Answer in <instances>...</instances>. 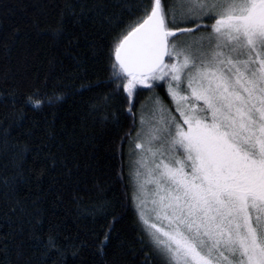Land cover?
Returning <instances> with one entry per match:
<instances>
[{
    "label": "trees",
    "instance_id": "1",
    "mask_svg": "<svg viewBox=\"0 0 264 264\" xmlns=\"http://www.w3.org/2000/svg\"><path fill=\"white\" fill-rule=\"evenodd\" d=\"M138 2L0 0V264H154L130 154L142 104L168 97L129 114L109 83Z\"/></svg>",
    "mask_w": 264,
    "mask_h": 264
},
{
    "label": "snow or ice",
    "instance_id": "2",
    "mask_svg": "<svg viewBox=\"0 0 264 264\" xmlns=\"http://www.w3.org/2000/svg\"><path fill=\"white\" fill-rule=\"evenodd\" d=\"M126 11L135 19L108 49L109 83L129 114L143 90L172 104L150 97L158 118L133 141L132 201L154 264H264V0Z\"/></svg>",
    "mask_w": 264,
    "mask_h": 264
},
{
    "label": "rangeland",
    "instance_id": "3",
    "mask_svg": "<svg viewBox=\"0 0 264 264\" xmlns=\"http://www.w3.org/2000/svg\"><path fill=\"white\" fill-rule=\"evenodd\" d=\"M179 39L182 41V40H185V39H187V38H186V37H179ZM150 97H152V96H150ZM150 97L147 98V99L144 101V103L142 104L141 109H142V107H143V111H141V109H140V121H141V116H143L145 123H144L143 126L141 125V123L139 124L138 131H143V132H145V133L150 129V127H151L152 125L155 124L156 119L158 118V113H154V112H153V105H152V103H151V101H150ZM162 100H163V99H162ZM163 102H164V104L167 105L168 107H172V104H171V101H170L169 97H168V100H166V101L163 100ZM138 131H137V132H138ZM136 134H137V133H136ZM135 138H136V135H135ZM135 138H134V140H135ZM130 158H131V161H130V162L135 161L136 158H137V156H136V154H135V152H134V148H132V151H131V154H130ZM130 164H131V163H130ZM133 167H134V165H133V163H132V169H133ZM130 176H131L132 189H133V191H134V181H133V176H132V174H131ZM149 188H151V185H149ZM147 207H148L149 209L151 208L150 203L148 204ZM147 215H149V217H151V213H150V212H148Z\"/></svg>",
    "mask_w": 264,
    "mask_h": 264
}]
</instances>
